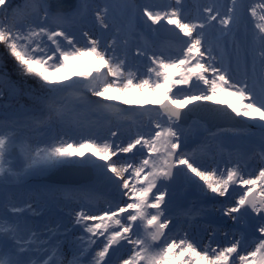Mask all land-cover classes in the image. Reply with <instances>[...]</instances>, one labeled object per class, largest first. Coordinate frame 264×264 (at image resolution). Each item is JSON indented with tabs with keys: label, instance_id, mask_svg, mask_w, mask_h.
I'll return each mask as SVG.
<instances>
[{
	"label": "snow or ice",
	"instance_id": "snow-or-ice-1",
	"mask_svg": "<svg viewBox=\"0 0 264 264\" xmlns=\"http://www.w3.org/2000/svg\"><path fill=\"white\" fill-rule=\"evenodd\" d=\"M89 7L87 0L67 11L63 0H23L16 6L0 0V45L23 84L31 79L41 90L34 96L40 107L0 119V264H264V2L248 7L244 0H231L221 11L212 0L189 19L183 0L163 9L105 0L94 19L103 30L115 26L116 34L102 47L100 38L84 31L86 46L78 47L73 29ZM246 12L255 21L250 29ZM141 19L153 32V26H173L180 41L175 52L157 50L148 40L138 46L137 55L147 61L142 75L118 51V39L126 49L131 38L143 37L137 32ZM78 56L100 64L70 73ZM5 91L19 92L20 82L0 62V98ZM149 91L151 99L136 98ZM222 93L235 101L218 99ZM198 107L248 125L230 131L234 139L248 141L251 154L237 148L227 153L224 167L206 165L211 141L224 133L196 121L185 127ZM138 117H147V123H138ZM54 125L66 129L64 134L33 143L26 133L46 135ZM203 133L209 134L205 142L189 151ZM257 156L258 172H246L242 162ZM64 173L88 182L72 186ZM178 179L202 197V206L184 216L207 218L203 205L212 201L213 208L221 205L222 219L234 222V230L224 232L225 246L215 240L220 228L205 230L206 244L177 230L169 188ZM101 183L112 193L103 206L96 203ZM11 185L28 186L22 205L8 194ZM60 200L72 207V227L55 223L35 230L26 213L51 212Z\"/></svg>",
	"mask_w": 264,
	"mask_h": 264
},
{
	"label": "rangeland",
	"instance_id": "rangeland-1",
	"mask_svg": "<svg viewBox=\"0 0 264 264\" xmlns=\"http://www.w3.org/2000/svg\"><path fill=\"white\" fill-rule=\"evenodd\" d=\"M78 2V0H77ZM90 7L86 10L84 14L83 20L77 19L76 26L73 29L75 36H76V44L78 47H84L86 46L87 40L85 37H83V32L88 31L90 35L93 36V38H100L101 40V46L103 47L108 41L112 40L113 36L116 34V27H110L108 30H103L99 23L94 19V12L97 9V7H102L105 3V0H87ZM212 0H183V3L185 5V13L189 16V19H191L193 16L196 15L197 9H201L203 7L208 6ZM231 0H217L218 6L221 8V11L226 10V8L230 5ZM264 2V0H244V3L248 5V7H252L255 5H258L260 3ZM23 0H12L13 6L22 4ZM136 3L143 6L144 4H152L158 8H165L168 4L173 3V0H136ZM113 15L116 17L121 18L123 22H126V17L122 16L121 12L119 10H114ZM247 19L245 21V24L250 29L252 25L255 23L253 21L250 14L246 12ZM111 22V21H110ZM150 23V22H149ZM139 27L137 28V32L143 33V37H133L130 39L129 44L127 45L126 49L125 46L122 44V38L118 39V51L119 53L124 56H127L128 63L132 66L133 71H137L139 69V74L142 75V71L140 68H144L146 71V64L147 61L139 57L137 55L136 49L137 47H143L144 41L148 40L153 47H155L157 50H159L161 47H166L167 49L171 50L172 52H175L176 48L178 47L180 41L179 40H169V39H163L160 35L157 34V31L153 32L151 29L148 28L146 24L143 23V20L138 21ZM155 28V26H153ZM244 25H242L243 30ZM50 45V42H49ZM1 47V54H0V62H2L8 71L11 74V79L14 81L20 82V91L17 93H9L8 91H5V95L0 98V119H12L15 118V116L20 113L22 110L27 108H33V107H40L38 101L34 99L35 95L40 94L41 90L39 89V86L33 85L29 79L27 81V85L25 86L23 84L22 78L16 77L13 75L12 71L9 67L6 65V57L7 52L4 48V46L0 45ZM54 49V46H51ZM9 56V55H8ZM100 64V61L97 59H94L92 56H78L74 60L71 61L69 65L68 71L71 72H88L97 67ZM144 71V72H145ZM143 72V73H144ZM62 75H65L64 72H56L55 76L60 77ZM31 86V87H30ZM31 88L35 90L32 95L26 94L28 92V89ZM201 89L194 87L193 91L195 94H199V91ZM89 95H91L89 93ZM110 95L113 96H120V92L112 91ZM23 96L28 97L27 102L20 103V102H13L12 99L14 98H22ZM137 99H151L152 93L146 92L143 97L137 96ZM93 99H97L93 97ZM218 99L222 100H232L235 101V97H229L226 94H220ZM7 100V101H5ZM124 108L130 107L129 105H121ZM135 107V106H131ZM95 119V117H93ZM196 121L198 124H202L210 129L208 124L205 121H202L200 119H192V121L185 125V127L192 125L193 122ZM106 121H104L105 123ZM137 122L140 123H147V117L137 118ZM105 126V125H104ZM108 127V124H107ZM127 126L122 127V131L127 130ZM232 128H218V129H210L211 132H217L218 130H223V135L219 137L218 140L211 141L213 150L203 156V162L210 166V167H216L219 165L221 168L224 167L225 162L229 159L228 152L234 151L237 148H247L249 150V155L251 154V148L252 146L249 145L248 141L246 140H237L232 137V132L230 131ZM106 130V129H105ZM132 130L135 131V126H132ZM253 131H257L255 127L252 128ZM66 129L61 127L60 125H54L52 130L48 132L47 138H45V135H41L40 133L33 132L31 130H26L27 135L31 136L32 142L35 143L40 139H48L53 135H62ZM69 135H72V133H68ZM208 133H203L198 135L196 138V143H190L189 145V151L193 147H196V144L205 142V137H207ZM217 144L222 145V147L225 149L224 152H221L219 148L216 147ZM14 156L16 153L13 154ZM242 163H247L248 167L245 169L246 172L253 171L258 172V168L260 166V160L257 156L254 159H246ZM231 166V165H229ZM68 177H75L77 178L79 175L72 174V173H64ZM87 182H82L81 184H85ZM71 185H80V184H71ZM96 191L100 199L96 201L97 204L100 206L104 205L105 199H112V193L110 190L104 186L102 183L96 185ZM8 194L17 202L22 205V202L27 199L28 196V186H15L11 185L7 189ZM211 195V194H210ZM169 197L172 202L174 214L178 217L177 220V230L183 229L187 231V233L194 237L196 240L198 239V236L203 235L206 237V229H213V228H220L221 231L216 235L215 240L217 242L225 243L227 244V240L224 239V232H231L234 230V222H232L230 219H222V214L219 211L221 205L219 203L215 204V208L212 207V204L214 202L208 201L203 206L209 209L210 215L205 218L202 215H199L202 217V221L204 223H200L199 226H201L199 231V235L193 232L194 226H187L192 225V218L186 217L182 213L187 209H199L202 206V197L199 195V192L197 189L189 187L188 185L184 184L182 182L181 185L177 187H171L169 188ZM231 199V198H230ZM74 207V205H73ZM63 209L61 212L59 209ZM72 211V207H66L64 205V201L60 200L58 207H54L51 212H45L43 214H37L33 215L32 213H26L27 218L29 219L30 223L32 224L33 228L35 230L43 231L42 227H45L46 224L49 226L54 225L55 223H63L67 225L68 227H72L70 223V216L69 213ZM191 219V220H190ZM198 223V222H197ZM196 224V223H195ZM198 226V227H199ZM197 227V228H198ZM203 227V228H202ZM223 227V228H222ZM211 232V231H209ZM75 235H79V233H75ZM237 235L239 236V230H237ZM229 239L231 237L229 236ZM203 243V239H201ZM215 246V244H213ZM254 247V245H250L248 250H251V248ZM64 251L71 255L69 252L67 246H65Z\"/></svg>",
	"mask_w": 264,
	"mask_h": 264
},
{
	"label": "water",
	"instance_id": "water-1",
	"mask_svg": "<svg viewBox=\"0 0 264 264\" xmlns=\"http://www.w3.org/2000/svg\"><path fill=\"white\" fill-rule=\"evenodd\" d=\"M66 8L65 10H70L77 5V0H63ZM173 26L166 25V26H155L157 34L160 35L164 39H171V40H178L176 36L172 33L171 29ZM1 47H0V54H1ZM198 118L202 121H205L211 129H218V128H242L246 127L244 122L241 121L240 118L236 117H217L214 116L211 110L207 107H198L194 109L187 117L185 121V125H188L192 119ZM69 184H81L82 182H88L82 176L75 177H68L65 174H62ZM182 184L181 180H177L175 183L171 185V187H177Z\"/></svg>",
	"mask_w": 264,
	"mask_h": 264
},
{
	"label": "bare ground",
	"instance_id": "bare-ground-1",
	"mask_svg": "<svg viewBox=\"0 0 264 264\" xmlns=\"http://www.w3.org/2000/svg\"><path fill=\"white\" fill-rule=\"evenodd\" d=\"M147 65V64H146ZM141 69V73L143 74V72L145 71V69L144 68H140ZM104 128L105 129H107V121L104 123ZM128 124H125L124 126H127ZM113 130H115V128L113 129ZM106 131V130H105ZM126 131V130H125ZM47 135H48V133L45 135V138H47ZM191 218H192V220H194V221H192V225H187V226H194V230H193V232H195L196 234H198L199 233V231H201V230H203V229H201L200 230V228H201V226H199L200 225V223H204L203 221H202V217L201 216H199V215H193V216H190ZM191 220V219H190ZM198 222V223H197ZM196 223V224H195ZM199 226V227H198ZM198 227V228H197ZM203 228V227H202ZM223 228V227H222ZM42 229H44V227H42ZM209 231H211V229H209L208 230V232ZM199 235V234H198ZM206 237H204L203 235H201L200 234V236H198V239L197 240H199V241H201V239H203V243L204 244H206L207 242H206V239H205ZM221 246H225V243L223 242V243H221ZM70 256V255H69Z\"/></svg>",
	"mask_w": 264,
	"mask_h": 264
},
{
	"label": "trees",
	"instance_id": "trees-1",
	"mask_svg": "<svg viewBox=\"0 0 264 264\" xmlns=\"http://www.w3.org/2000/svg\"><path fill=\"white\" fill-rule=\"evenodd\" d=\"M6 65H7V67H9L10 68V70L12 71V73H13V75L14 76H16V77H19L20 78V76H18L17 75V73H16V71H15V63H14V60L10 57V56H8L7 55V57H6ZM33 85H37L36 84V82L35 81H30ZM38 86V85H37ZM31 87V86H30ZM27 98L28 97H26V96H23L22 98H14V99H12V101L15 103V102H20V103H26L27 102ZM5 101H7V100H5ZM72 186H78V185H72Z\"/></svg>",
	"mask_w": 264,
	"mask_h": 264
}]
</instances>
